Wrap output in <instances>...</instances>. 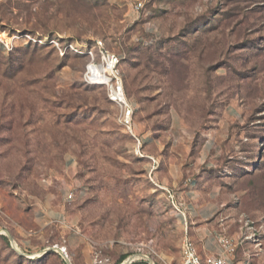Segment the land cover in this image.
Instances as JSON below:
<instances>
[{"label": "rangeland", "instance_id": "rangeland-1", "mask_svg": "<svg viewBox=\"0 0 264 264\" xmlns=\"http://www.w3.org/2000/svg\"><path fill=\"white\" fill-rule=\"evenodd\" d=\"M199 206L264 227V0H0V264H179Z\"/></svg>", "mask_w": 264, "mask_h": 264}, {"label": "built area", "instance_id": "built-area-1", "mask_svg": "<svg viewBox=\"0 0 264 264\" xmlns=\"http://www.w3.org/2000/svg\"><path fill=\"white\" fill-rule=\"evenodd\" d=\"M141 7L142 2H139L137 9H141ZM31 39L41 42L39 38ZM60 49L63 48L61 47ZM88 55L89 62L86 66L84 80L89 84L105 87L109 100L119 110L120 123L134 134L135 106L126 93L124 75L121 68V54L107 48L103 40H97L94 48L88 51ZM134 136L136 137V150L140 151L142 139L135 134ZM180 212L181 216L186 217L185 212ZM240 222V230L237 235L220 234L217 236V242L220 247V253L217 255L202 256L196 242L186 235L182 244V259L179 264H232L230 257L236 253L239 246L249 243L258 250L261 246V235L264 233V227L262 225L256 227L249 219L241 220ZM256 253L247 250L244 264H251L252 258Z\"/></svg>", "mask_w": 264, "mask_h": 264}, {"label": "crops", "instance_id": "crops-1", "mask_svg": "<svg viewBox=\"0 0 264 264\" xmlns=\"http://www.w3.org/2000/svg\"><path fill=\"white\" fill-rule=\"evenodd\" d=\"M212 146L206 140L201 152V160H205L207 156L211 154ZM186 217H182L184 224L186 225V233L197 244L198 250L202 256L217 255L220 253V247L217 242V236L220 234L225 235H237L240 230V225L237 230H229L226 224H217V218L214 217V213L205 206H199L193 208L189 207ZM252 244H245L239 246L236 253L230 257L232 264H244L246 262V251H251ZM254 256L251 264H254Z\"/></svg>", "mask_w": 264, "mask_h": 264}, {"label": "water", "instance_id": "water-1", "mask_svg": "<svg viewBox=\"0 0 264 264\" xmlns=\"http://www.w3.org/2000/svg\"><path fill=\"white\" fill-rule=\"evenodd\" d=\"M60 251H61V250H60ZM62 254H63V252H62ZM63 256H64V258H65L67 264H70V261H69V259L67 258V256H65L64 254H63Z\"/></svg>", "mask_w": 264, "mask_h": 264}, {"label": "trees", "instance_id": "trees-1", "mask_svg": "<svg viewBox=\"0 0 264 264\" xmlns=\"http://www.w3.org/2000/svg\"><path fill=\"white\" fill-rule=\"evenodd\" d=\"M123 71V70H122ZM124 84H125V82H124ZM104 87V86H103ZM105 88V87H104ZM125 89H126V87H125ZM107 94V93H106Z\"/></svg>", "mask_w": 264, "mask_h": 264}]
</instances>
